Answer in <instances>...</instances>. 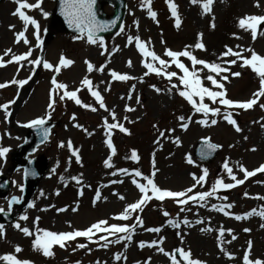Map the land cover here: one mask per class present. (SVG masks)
<instances>
[{
  "label": "rangeland",
  "instance_id": "1",
  "mask_svg": "<svg viewBox=\"0 0 264 264\" xmlns=\"http://www.w3.org/2000/svg\"><path fill=\"white\" fill-rule=\"evenodd\" d=\"M27 2L35 4L37 0ZM171 2L177 5V14L181 20L178 28L175 25L176 17L172 16L166 0H151V9L157 13L155 20L150 18L147 9L142 6V0H129L123 31L112 38H103V48L98 43H87L86 37L77 39L78 36L56 28L53 20L55 0H41L39 8L24 10L38 22V35L42 43L37 46L36 29L31 25L25 33L29 43L26 45L22 40L16 43L15 33L24 29L23 22L12 15L17 4L14 0L2 2L0 12L4 13L3 10H6L8 13L0 18V56H3L5 50L11 49V53L3 57L6 62L13 54H24L31 48L29 60H46L53 65V69H45L43 63L33 65L27 61L21 62L22 67L15 62L0 67V83L13 79L27 80L22 86L8 83V86L0 89V105L9 104L7 116L5 110L0 108V148L9 149L0 157V175L7 176L12 187L8 195H0V208L15 216L13 224L4 225L5 235L0 238V256L15 254L18 259L31 261L32 264H171L169 257L159 252L156 246H147L153 240L159 243L163 237V243L159 246L166 252L172 253L176 248L190 250L192 258L204 264H243L249 241V258L253 261L264 260V227H261L264 219L258 215L239 221L234 219L235 215H243L252 209L259 211L264 207V199L257 198L264 197V173L249 177L242 185L232 189H218L205 201H189L186 205H180L172 198H165L163 201L153 198L146 202L142 211L132 212L128 220L115 219L126 205L136 202L142 195L132 183V173L135 170L148 176L155 170L153 179L161 189L183 191L195 184L193 174L199 177L202 169H208L203 186L196 185L189 194L192 195L210 191L217 178L223 179L225 183H234L222 167L226 160L237 179H243V173L239 171L240 165L252 171L264 164V108L260 106L264 104V96H260L250 109H228L241 129L239 132L222 115L212 117L209 114V121L215 118L218 123L202 126L196 121L203 119V115L194 113L176 89L168 91L172 84L182 88L179 80L174 77L169 82L163 75L155 73L145 75L147 69L143 65L150 58L146 59L135 47V37L138 36L147 50L154 51L160 58L169 61V66L164 71H174L179 76L182 73L164 55L165 50L182 51L186 46H192L189 50L198 59L220 63L229 70L221 73V76L228 77L222 81L226 98L246 102L259 90L258 76L250 67H241L242 60L229 64L226 61L236 57H221V54L227 48H232L234 51L252 49L264 56V23L257 26L255 40L250 29L238 27L241 18L264 15V0H214L210 6L211 11L207 13L201 6L203 0L196 4L190 0ZM45 12L48 13L47 16L43 15ZM112 12L111 7L104 6V13L111 15ZM11 25L15 27L10 29ZM199 34H202L204 50L194 47ZM129 36L133 37L132 43L128 42ZM242 55L250 58L251 53L243 51ZM61 56L74 63L67 67L61 66L57 74L54 69L59 65ZM180 60L191 68V62L187 58L180 57ZM85 61L95 66L91 73L87 71ZM154 64L160 67L158 62ZM101 65L104 66L103 71L97 70ZM196 67L202 69L200 65ZM111 71L131 78L126 81L113 80ZM234 72L241 75L234 77L231 75ZM208 74L207 69L200 71L202 79ZM54 76L57 82L67 86V91L80 89L77 92L78 98L84 104L95 107L96 111L77 105L67 97L61 100L60 96L65 90L53 91L51 81ZM85 76L92 81L93 90L100 92L105 108H100L88 88L81 85ZM204 86L212 88L206 79ZM23 87L27 89L23 98L19 99ZM156 89L160 91L157 92ZM50 95L51 101H54L51 109L48 107ZM204 102L209 107H219L222 113L225 111L224 106L213 104L207 97ZM180 116L186 118L184 122H188L187 118L191 117L187 130L180 127ZM37 118L53 122L55 127L49 141L33 157L46 171L26 205L22 191L23 171L10 173L9 170L12 166L11 155L24 142L28 129L25 125ZM105 121L118 123L128 129V133L120 132L119 128L111 130L110 138L116 150L115 155L111 154L105 143L109 139L104 128ZM161 132L164 133L163 136L160 135ZM177 137L179 145L174 142ZM205 138H210V142L222 147L216 160L210 164H204L194 157L196 145ZM69 141L73 149L78 150L79 163L67 147ZM133 151H136L138 161L130 158ZM110 155L113 167L109 168L105 167L104 161ZM189 156L193 160L192 164L187 163ZM120 169H127L129 174L120 172ZM113 172L116 175H112ZM73 177L78 178L80 183L77 184ZM135 179L146 183L140 177ZM113 181L120 182L112 183ZM97 190L100 192L99 199H96ZM148 195H151L150 191ZM120 196L124 199H120ZM13 197L18 198L19 202L13 203L9 210V201ZM29 204L34 206L29 207ZM222 204L233 205L232 208L225 209L230 215L225 216L223 212L212 208L213 205ZM73 208L77 210L73 211ZM181 208L185 210L181 211ZM165 211L169 216L163 215ZM21 216H27V219L22 220ZM137 216H140L142 226L136 221ZM185 218L191 226L183 224ZM169 219L179 222V227L169 225ZM198 219L202 223H195ZM99 220H106L109 225L124 224L131 227L135 224L131 241L116 242L118 236L127 235L124 233L112 236L100 232L91 240L77 237L67 241L64 248L53 245L50 250L54 255L51 257L33 249L37 228L57 233L70 232L84 230ZM17 223L29 228L32 235L25 236L14 227ZM221 227L231 229L232 232L229 234L225 231L218 246ZM149 228H160V231L149 232ZM203 228H211L212 231H201ZM244 229L250 231L245 232ZM102 235L108 238L107 247H103L105 241L99 239ZM232 236L236 239L233 240ZM141 242H145L143 248L139 246ZM79 244L86 247L78 248ZM16 246L22 251L15 253ZM225 252L232 258L225 255ZM117 254L122 255L119 261L114 259ZM180 264L184 262L180 261Z\"/></svg>",
  "mask_w": 264,
  "mask_h": 264
},
{
  "label": "snow or ice",
  "instance_id": "2",
  "mask_svg": "<svg viewBox=\"0 0 264 264\" xmlns=\"http://www.w3.org/2000/svg\"><path fill=\"white\" fill-rule=\"evenodd\" d=\"M14 2L17 4L16 9L12 13V15L17 16L24 25V29L21 30L18 33H15V42L19 43L21 40L24 44H28L29 41L25 35L26 30L29 25L33 26L36 29V39H37V46L42 43L40 41V37L38 35L39 32V25L38 22L30 15L26 14L24 11L27 9L28 11H31L34 8H39L41 4V0H37L35 4L28 3L27 0H14ZM168 3L169 9L171 11V14L173 17H176L175 25L178 28L181 24V20L178 17L177 14V5L171 2V0H166ZM191 3H201V0H190ZM214 3V0H203L201 3V6L203 8V11L205 13L210 12L211 8L210 6ZM95 4L96 0H60V7H61V13L64 15L66 22L68 23L69 27L74 28L80 35L77 37V39L85 38L87 40V43L89 44H99L100 47H104V39L102 36L99 35L101 32L108 31L112 26L115 25V21L107 22V21H101L97 18V13L95 10ZM142 6L145 7L148 11V15L153 20L156 19L157 13L151 9V0H142ZM258 6V5H257ZM44 16H47L48 13H43ZM264 23V15L262 16H247L244 18H241L238 21V27L244 30H251V35L253 40L257 37V26ZM14 25L10 26L11 28H14ZM214 27V24L212 25ZM121 31H123V28H121ZM202 34H199L197 43L194 45L196 49L204 50L205 46L201 41ZM128 42H133V37H128ZM135 47L140 51V53L147 59L150 58L148 62L144 63V67L147 69L148 73H155L156 75L160 76L163 75L166 77L169 82L176 77L180 85H182V88L178 87L175 84L171 85V88L168 90L169 92L172 91V89H176L179 96L184 98L187 103L191 106L194 113H200L203 115V119H200L196 121L202 126H212L216 125L218 123L217 119L212 118L210 121L208 119L209 114H211L212 117L221 116L223 119L229 124L232 125L235 128V131L239 132L241 129L237 125V121L233 119V114L231 111H228V109L232 108H239V109H250L253 107L254 104L257 103L260 96H264V56L258 55L254 50L252 49H241L240 51H234L232 48H227V50L221 54V57H227V56H233L236 57V59H233L231 61H226V63L229 64H236L237 60H242L241 67L248 66L250 69L258 76L260 80V87L259 90L253 94V98L249 99L246 102H239V101H233L232 99L226 98V91L224 89V84L222 81L227 80V76H221L222 72L229 71L227 68H224L221 66L220 63L216 62H207L202 59H198L195 55H193L192 51L189 50L192 46H186V48L182 51H172L170 49H166L164 55L170 58L171 64H174L177 69H179L180 73L182 75L177 74V72L174 71H164L165 68L169 66V61H166L162 58H160L158 55L155 54L154 51H149L146 49V45L144 42L140 40V38L137 36L135 37ZM239 48V46H237ZM11 49L5 50L3 56H0V67H5L6 64L10 63H17L21 67L23 66L21 64L22 61H27L29 64L33 65H40L43 63V67L45 69L52 70L53 65L49 62L41 61L40 59L35 60H29L28 58L32 54V49L29 48L28 52L24 54H13L11 56V59L8 61H4L3 57L8 56L11 53ZM243 51H249L251 53L250 58H246L242 55ZM103 54V53H101ZM180 57L187 58L188 61L191 62V68L186 66L184 62L180 60ZM154 62H158L160 67H156ZM74 62L70 59H66L65 57L61 56L59 65L55 67L54 71L58 74L61 70V66L67 67L73 64ZM85 64L87 65V71L91 73L94 70V65L89 62L85 61ZM200 65L202 66V69H207L208 75H206L203 79L201 78L200 71L202 69H198L196 66ZM130 66V62H129ZM104 66L101 65L99 71H103ZM19 71V68H18ZM215 74V75H212ZM110 75L113 80L118 81H126L130 79L126 74H119L116 71H111ZM234 77H239L241 74L239 72L231 73ZM216 77H220L218 80ZM207 80L211 83L212 88L204 86V80ZM8 83L18 84L20 86L27 83V80H16L13 79L10 82L6 83H0V89L8 86ZM52 86L53 91H59V90H65L63 92V95L60 96V99L63 100L65 97H67L70 100H73L77 105H80L85 108H90L91 111H96L95 107H92L90 104H84L77 96V92L80 91V89H77L75 91H67V86L64 83L57 82L55 76L52 78ZM82 86H86L90 92V94L95 98V101L99 104L100 108H105L104 99L101 96L99 91L93 90L92 81L85 76L81 81ZM216 89V90H213ZM157 92L160 91V89H156ZM207 97L208 100L212 101L213 104L219 103L220 105L224 106L225 111L222 113L221 109L219 107H209L207 103H205V98ZM50 101H51V95H50ZM139 102V101H138ZM11 103V102H9ZM54 101H51L48 105V107L51 109L53 107ZM262 108H264V104L260 105ZM9 107V104L0 105V108H3L5 110L6 116L8 115L7 109ZM132 110V109H127ZM73 119H75V116H73ZM178 119L182 122L180 124V127L184 130H187L189 127V123L191 122V117L187 118L188 122H184L186 118L184 116L178 117ZM113 120H115V115L113 114ZM45 125V119L44 118H37L32 120L29 124L25 125L26 127H33L43 132V136L45 139H47L49 131L47 128L44 127ZM77 127H80L79 125H76ZM264 127V125H262ZM104 128L106 129L109 139L105 141L107 144V147L111 150V154L115 155V147L113 145V142L111 140V130L119 128V131L122 133H128V129H126L123 125H120L118 123H107L105 121ZM161 136L164 135L163 132L160 133ZM177 145H179L180 141L177 137L174 141ZM63 146V144H61ZM67 147L69 150L72 151V154L76 157L77 163L80 162V156L78 155V150H74L72 143L69 141ZM221 147L220 145L214 144L210 142V138H205L203 147L201 148L200 155L202 158H207L212 152H215L216 149ZM253 151L255 149H252ZM9 149L7 148H0V157H3L5 153H7ZM112 155L108 157L104 161L105 167H113L111 164ZM132 160L138 161L139 157L136 153V151H133L131 153ZM187 163L192 164L193 160L189 156L187 158ZM223 169L227 173L228 177L233 181L234 183H225L223 179L217 178L215 182L211 186L210 191H202L198 192L192 195H189L192 193L193 188L196 185L203 186V182L206 181V177L208 176V169L204 168L202 169V174L199 177H196L195 174H193V180L195 181V184L192 187H189L183 191H171L167 189H161L155 182H154V176H155V170L152 172L150 176L143 175L139 170H135L133 175L132 183L135 184V186L139 189L140 193L142 194L140 199L137 200L134 203L126 205L124 211L115 219L124 221L128 220L131 216L132 212L136 211H142L143 206L146 204L147 201L152 200L155 198L156 200L163 201L165 198H172L175 200L176 203L180 205H186L189 201H205L206 198L213 196L218 189H232L238 185H242L245 180H247L249 177L255 176L257 173H264V164H261L258 168L249 171L244 168L243 165L239 166V171L243 173V179H237V176L233 174V169L229 166L227 160L222 165ZM153 168L155 169V162L153 160ZM120 172H123L125 174H129L127 169H120ZM25 175H27V171L25 172ZM112 175H116V172H113ZM135 177H140L146 183H140ZM76 181L77 184L80 183V180L76 177L72 178ZM120 181H113L112 183H118ZM151 192V195H148V192ZM58 194V193H57ZM245 196H247V193H245ZM100 198V192L97 190L96 193V199ZM120 199H124L123 196L119 197ZM259 199H264V197H257ZM226 199V197L224 198ZM19 200L16 197H13L12 200L9 201V210H11V206L13 203H18ZM29 207H33V204H29ZM203 206V205H201ZM232 204H222V205H213L212 208L217 211L223 212L225 216L230 215L228 211H225V209L232 208ZM64 209H60V211H63ZM76 208H73V211H76ZM184 208H181V211H184ZM0 212H3V209L0 208ZM165 216H169V213L165 211L163 213ZM252 215H258L261 217V219H264V207H262L259 211L257 209H252L251 211L244 213L243 215H235L234 219L237 221L242 219H247L248 217ZM20 219L26 220L27 216H21ZM39 218H37L38 220ZM136 221L142 226L143 222L140 218V216L136 217ZM195 223L200 224L202 223L201 220H196ZM168 224L173 227H179V222L173 221L172 219L168 220ZM183 224L186 226H191V223L185 218L183 220ZM15 228L23 232L25 236H31L32 232L27 227H21L19 223L14 225ZM136 225H132L131 227L124 224H111L109 225L106 220H99L96 223L91 224L88 228L84 230H73L70 232H53L48 230H41L39 228L36 229L37 235L35 236V239L33 240V249L34 250H40L42 251V254L46 257H51L54 255V253L50 250L53 245H59L61 248L65 247V243L70 240H75L77 237H85L89 240L92 239V237L96 233L104 232L112 236H116L117 234L124 233L127 235H120L117 237L116 242H119L120 240H128L131 241L132 239V232L134 231ZM261 227H264V224L261 225ZM149 232H159L160 228H149L147 229ZM201 231H212L211 228H203ZM225 231H227L229 234H231L232 230L228 229L225 230L223 227L219 229V236H218V246L220 242L223 240V236ZM245 232H249L250 229H244ZM42 233V234H41ZM5 230L4 225L0 224V238L4 237ZM100 240H104L105 243L102 245L103 247L108 246V238L107 236H100ZM163 237L160 238L159 243L156 240L151 241L150 244L147 246L152 247L156 246L158 251L163 253L165 256L169 257L171 264H180V261H183L184 264H204V262L194 259L191 256L190 250H184L182 248H176L173 250L172 253L166 252L163 247H160L159 244L163 243ZM232 239H236L235 236H232ZM141 248L145 246V242H141L139 245ZM78 248H85L86 245L79 244L77 245ZM251 250V241L248 242V250L245 251L244 257H243V264H264V260L256 259L255 261L251 260L249 258ZM15 253H19L22 251V249L19 246H16L14 249ZM221 251H224L223 248H221ZM177 254L180 257V260H177ZM225 255H228L229 258H232L230 254L225 252ZM122 258L121 254L115 255L114 259L119 261ZM126 259V257H125ZM0 262H3V264H32L31 261L28 260H20L17 258L15 254H4L0 256Z\"/></svg>",
  "mask_w": 264,
  "mask_h": 264
},
{
  "label": "water",
  "instance_id": "3",
  "mask_svg": "<svg viewBox=\"0 0 264 264\" xmlns=\"http://www.w3.org/2000/svg\"><path fill=\"white\" fill-rule=\"evenodd\" d=\"M2 0H0L1 2ZM57 1V7L55 12V24H60L63 30L78 33L74 28L69 27L68 23L65 20L64 15L61 13V7H60V0ZM108 2L110 4H113L115 6V15L109 19H106L102 13H101V7L102 4ZM126 0H96L95 4V10L97 13V18L101 21H115V25L112 26L108 31L99 33L100 36L104 35H113L118 31L120 28L122 21L125 16L126 11ZM45 128L48 129L50 136V130L52 127V124L47 123L44 125ZM47 137V139H48ZM47 139L44 138L43 132L32 128L31 131H29V134L27 136L26 143L14 154L13 160H14V166L13 170L19 169L21 167L25 168V172L27 171V175H25L26 178V191L28 195L31 193V191L36 187L38 181L41 179L42 176V169L36 168V163L34 161H27L26 159L28 155L34 153L35 149L43 144ZM203 143H200L196 150V156L205 162H212L218 155V152L220 151V147L215 150V152H212L207 158H202L200 155L201 148L203 147ZM9 191V185L5 178H0V192L7 193ZM4 215L0 214V219H2ZM12 219L7 216L3 221L4 222H10Z\"/></svg>",
  "mask_w": 264,
  "mask_h": 264
},
{
  "label": "bare ground",
  "instance_id": "4",
  "mask_svg": "<svg viewBox=\"0 0 264 264\" xmlns=\"http://www.w3.org/2000/svg\"><path fill=\"white\" fill-rule=\"evenodd\" d=\"M3 12L4 13H1L0 12V18L1 19L4 18L6 16V14L8 13L6 10H3ZM26 89H27V87L21 88V92L19 93V96H18L19 99H22L23 98V94H24V92H26Z\"/></svg>",
  "mask_w": 264,
  "mask_h": 264
}]
</instances>
